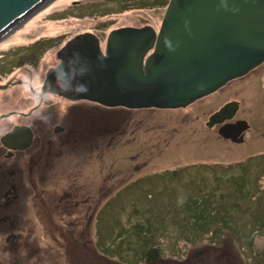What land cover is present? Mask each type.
I'll list each match as a JSON object with an SVG mask.
<instances>
[{
    "label": "rangeland",
    "instance_id": "1",
    "mask_svg": "<svg viewBox=\"0 0 264 264\" xmlns=\"http://www.w3.org/2000/svg\"><path fill=\"white\" fill-rule=\"evenodd\" d=\"M111 1L52 0L0 42L49 40L39 62L31 66L33 85L39 88L45 72L58 63L56 52L74 35L93 32L103 49L110 30L142 26L140 19H147L158 30L168 2L121 10ZM255 74H264V66L227 90L251 86ZM254 93H262L250 89V100L261 111L255 115L245 110L251 115V133L234 156L228 155L216 135L202 131L197 121L185 122V110L107 108L81 102L91 110L84 119L91 129L88 135L97 141L93 151L86 148L75 160L79 165L85 161L81 177L88 180L89 161L95 163V188L89 192L96 202L91 206V240L80 239L76 243L80 252L73 253L74 257L70 253V258L64 248L49 246L34 220L33 238L28 239L36 244L37 238L43 251L30 255L24 231L17 236L18 243L0 239V264H264V152L256 151L264 148V136L257 130L263 126L264 102ZM96 125L97 131L93 129ZM257 136L263 138L251 147ZM215 139L220 144L215 145ZM77 166L71 168L75 173ZM87 209L88 204L77 207L80 214L89 213ZM83 216L81 230L86 234ZM139 225L144 229L136 238ZM150 244L160 256L145 262L147 249L143 250ZM14 247L18 250L12 255L8 249ZM47 249L53 251L42 258Z\"/></svg>",
    "mask_w": 264,
    "mask_h": 264
},
{
    "label": "flooded vegetation",
    "instance_id": "2",
    "mask_svg": "<svg viewBox=\"0 0 264 264\" xmlns=\"http://www.w3.org/2000/svg\"><path fill=\"white\" fill-rule=\"evenodd\" d=\"M140 22L143 25L148 23L147 19H140ZM50 44L49 40L40 38L22 44L3 45L0 42V239L18 243L17 236L25 231V243L28 244L30 255L43 251L36 236V244L28 239L33 238L35 220L43 230L41 237L49 246L64 248L66 255L71 258V254L74 257L73 253L80 252V247L76 245L80 239L91 240L89 225L94 210L91 206L96 203L89 194L95 188V163L89 161L91 176L88 180L85 176L81 177V167L85 161L79 165L75 160L86 148L93 151L97 141L88 135L91 129H87V121L84 119L91 110L81 103L91 101L71 100L57 92L41 93L47 72L39 88L33 85L31 66L39 62ZM59 62L58 59V63L49 69ZM263 66L264 61L185 107L154 109L185 110V122L192 124L197 121L202 131L216 135L228 155L234 156L232 153L236 152V148L248 143V135L251 133V115L247 116L245 110L251 109L255 115L261 111L254 108L250 100V89L262 93V96L257 93L253 96L261 98L260 103H263L264 74H255L254 83L249 87L243 84L236 90L227 89L237 80L243 82V78ZM224 107L225 111L218 120H210L214 113ZM262 114L264 120V112ZM262 125L257 130L264 136V121ZM97 128L96 125L93 129L97 131ZM222 128L227 136L220 133ZM261 136L252 139L251 147L260 142L263 138ZM218 140L215 139V145L220 144ZM256 151L263 153L264 148H257ZM75 166L78 173L71 170ZM104 188L107 190L108 186ZM81 195L87 196L80 199ZM81 204H88L87 210L91 209L89 213L80 214L77 211ZM80 216L85 219L86 234L81 230L83 220ZM16 250L14 247L8 249V252L13 255ZM49 251L53 250L47 249L42 253V258Z\"/></svg>",
    "mask_w": 264,
    "mask_h": 264
},
{
    "label": "water",
    "instance_id": "3",
    "mask_svg": "<svg viewBox=\"0 0 264 264\" xmlns=\"http://www.w3.org/2000/svg\"><path fill=\"white\" fill-rule=\"evenodd\" d=\"M50 1L0 0V37ZM57 58L41 93L110 108L185 107L264 61V0H168L158 30L148 23L112 29L103 49L85 31ZM159 256L150 247L145 262Z\"/></svg>",
    "mask_w": 264,
    "mask_h": 264
},
{
    "label": "trees",
    "instance_id": "4",
    "mask_svg": "<svg viewBox=\"0 0 264 264\" xmlns=\"http://www.w3.org/2000/svg\"><path fill=\"white\" fill-rule=\"evenodd\" d=\"M111 3L114 7L119 8L121 10H126L128 8L138 9V8H145V7H155V6L159 7L160 6V0H112ZM129 5H131L132 7H129ZM127 229H129V227ZM142 229H144V226L139 225V229H138L139 233L137 232L138 234H136V238L141 237L139 235H141L140 232ZM128 235L130 236L131 234H128ZM151 245H154V244H150V246ZM148 248L150 247L147 246L143 251H145Z\"/></svg>",
    "mask_w": 264,
    "mask_h": 264
},
{
    "label": "bare ground",
    "instance_id": "5",
    "mask_svg": "<svg viewBox=\"0 0 264 264\" xmlns=\"http://www.w3.org/2000/svg\"><path fill=\"white\" fill-rule=\"evenodd\" d=\"M17 27H18V26H17ZM17 27H16V28H17ZM16 28H14V29H16ZM12 30H13V29H12ZM1 37H2V36H1ZM1 37H0V40L2 39ZM3 37H4V36H3ZM50 69H51V68H50ZM50 69H49V70H50ZM49 70H48V71H49ZM48 71H47V72H48Z\"/></svg>",
    "mask_w": 264,
    "mask_h": 264
}]
</instances>
